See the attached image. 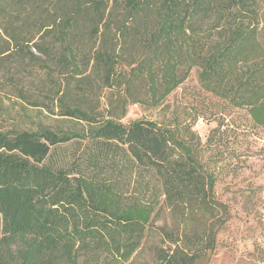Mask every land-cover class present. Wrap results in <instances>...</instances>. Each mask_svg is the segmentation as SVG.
<instances>
[{
  "label": "trees",
  "instance_id": "1",
  "mask_svg": "<svg viewBox=\"0 0 264 264\" xmlns=\"http://www.w3.org/2000/svg\"><path fill=\"white\" fill-rule=\"evenodd\" d=\"M30 2L0 0V17L11 18L0 61L37 48L17 17ZM57 2L61 11L50 28L41 25V38L58 27L66 43L82 20L97 34L116 14L115 45L102 34L91 60L125 103L158 107L197 67L204 91L246 109L252 126L264 129L258 0H111L109 12L104 0ZM6 6L14 16L5 18ZM67 51L64 68L78 72L76 53ZM142 83L146 91L136 96ZM60 109L80 127L0 130V264H209L231 210L215 193L217 167L200 152L224 118L203 142L178 120L124 125L80 105ZM65 143L81 146L74 164L48 163ZM107 163H117L115 174L103 173Z\"/></svg>",
  "mask_w": 264,
  "mask_h": 264
},
{
  "label": "rangeland",
  "instance_id": "2",
  "mask_svg": "<svg viewBox=\"0 0 264 264\" xmlns=\"http://www.w3.org/2000/svg\"><path fill=\"white\" fill-rule=\"evenodd\" d=\"M55 1L31 0L24 5L21 16H17L22 25L20 31H26V37H35L32 43L37 48L25 46L20 53L11 52L10 57L0 61V130H37L42 126L71 129L77 122L59 115L60 105L65 104L89 109L97 120L111 116L124 125L135 119L165 124L178 120L190 124L204 142L220 118H224L211 147L200 152L204 161L217 167L215 193L231 210V220L219 232L209 264H264V129L252 126L246 109L234 108L204 91L197 67L190 70L162 105L125 103L121 88L104 86L102 69L93 66L91 60L104 35L115 45L119 22L118 17L114 19L116 14L110 21V29L105 31L100 27L97 34L92 31L95 27L82 20L66 43L58 27L41 38L46 29L38 33L41 25L50 28L51 20L61 11V3L57 5ZM104 1L109 12L111 0ZM12 8L15 7L6 8L5 18ZM258 9L264 41V0H258ZM9 19L0 17V49L5 47L4 29L9 30ZM68 48L77 55L78 72L73 67L65 69L61 61L63 56L69 57ZM136 52L139 54L141 50ZM144 85L135 86L136 96L146 91ZM80 151L81 146L72 143L58 145L46 161L55 166H72ZM105 167L103 173L115 174L118 165L107 163ZM124 184L125 181L120 186Z\"/></svg>",
  "mask_w": 264,
  "mask_h": 264
}]
</instances>
